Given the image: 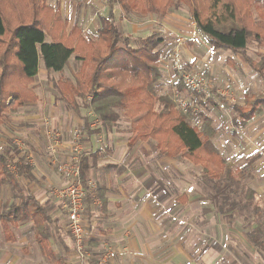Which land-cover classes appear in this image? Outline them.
Here are the masks:
<instances>
[{
    "label": "trees",
    "instance_id": "obj_1",
    "mask_svg": "<svg viewBox=\"0 0 264 264\" xmlns=\"http://www.w3.org/2000/svg\"><path fill=\"white\" fill-rule=\"evenodd\" d=\"M172 2L105 0L106 14L97 17L98 30L85 38L76 23L66 33L68 21L47 0H0V118L4 113H14L19 107L36 101L29 86L41 62L47 72L60 74L51 82L56 99L65 109L75 115H81L82 109L94 113L100 128L88 130L90 136L111 132L122 118L126 119L130 123L129 148L139 142H152L167 157L184 158L199 165L203 178L213 183L211 189L215 194L210 195L213 207L219 214L228 215L238 202L231 198L232 172L214 144L218 133L214 121L204 111L189 107V103L186 111L177 107L172 88L177 92L187 88L179 78L173 86L163 89L159 65L163 39L151 34L141 38L135 48L130 47L128 42L132 37L124 36L116 23L118 9L125 15H156L161 19ZM207 2L213 11L210 17H202L196 11L191 14L197 35L211 50H229L240 56L257 74L264 88V55L253 60L246 54L250 34L256 37L258 48L264 46V0ZM71 59L77 64L72 71L69 70ZM227 63L231 65L230 59ZM209 94L216 96L215 91ZM85 97H89L86 103L81 101ZM216 98L225 101L219 96ZM200 101L194 103L203 104ZM232 112L233 124L241 129L264 115V89L254 93L246 91L242 104L232 105ZM9 158H12L11 148H2V185L15 182L6 169ZM85 162L83 157L80 177L84 186L88 171ZM18 170L28 171V168L21 165ZM245 198L249 202L253 199L251 190L246 192ZM258 211L254 207L253 217L259 216ZM85 212L89 216L86 207ZM27 221H31L33 234L42 251L45 250V257L52 264H65L68 251L62 257H55L48 250L52 223L48 207L26 193L20 195L17 203L4 205L0 210V225L5 235H11L12 228ZM245 227L250 229L246 238L262 255L264 264V224L252 219Z\"/></svg>",
    "mask_w": 264,
    "mask_h": 264
},
{
    "label": "crops",
    "instance_id": "obj_2",
    "mask_svg": "<svg viewBox=\"0 0 264 264\" xmlns=\"http://www.w3.org/2000/svg\"><path fill=\"white\" fill-rule=\"evenodd\" d=\"M67 1L47 0V3L63 15ZM104 9L103 5L95 11L93 29L79 27L82 36L88 38L98 30L97 17L106 14ZM142 18L125 15L119 9L116 11V23L124 36L128 34L139 41L157 33L164 45L163 33L141 26ZM164 19L158 23L159 28L163 27L168 33ZM70 29L68 27L66 33ZM194 39L203 41L196 31L190 37L193 43L189 44L195 49L202 48ZM234 58L233 54H228L224 61ZM71 62L70 67L74 65L75 69L77 64L73 59ZM64 74L69 75L68 71ZM253 75L257 76L256 73ZM59 77L58 73L47 72L40 62L37 75L29 86L36 101L19 107L14 113H4L0 118V150L11 148L12 158L7 159L6 169L15 181L0 184L1 191L6 192L4 199L0 198V210L4 205L17 203L20 195L26 193L48 207L52 219L48 250L55 257H62L68 251L65 264H250L249 257L262 259L244 235L233 229L223 230L211 204L204 201L201 189L189 183L188 160L167 157L152 142H139L129 148L130 123L124 118L113 131L90 136L88 130H97L100 123L90 109H82L81 115H75L61 105L51 82ZM216 96L224 97L222 94ZM216 96L209 95L208 102ZM216 127L218 136L220 128ZM244 129L232 122L228 132L237 136ZM53 143H56V153L52 156L49 149ZM76 154H80L79 168L83 157L88 167L85 183L88 199L85 203L89 216L84 210L88 254L83 263L77 260L71 236H66V214L52 194L65 181L51 164L56 166L71 161ZM21 165L28 171H19ZM176 177L180 180L175 181ZM228 225L231 226L228 228L236 229ZM109 249L115 256L104 260ZM44 251L33 234L31 221L12 228L11 235H5L0 225V264H52Z\"/></svg>",
    "mask_w": 264,
    "mask_h": 264
},
{
    "label": "rangeland",
    "instance_id": "obj_3",
    "mask_svg": "<svg viewBox=\"0 0 264 264\" xmlns=\"http://www.w3.org/2000/svg\"><path fill=\"white\" fill-rule=\"evenodd\" d=\"M223 1L226 2V0ZM103 5L105 6V0H69L65 2V12H63L62 17L63 19L69 18V20L67 19L68 22L70 21L68 27H71V24L77 21L79 27L93 29L94 23L96 24L93 15L98 7L103 8ZM193 11H196L202 17H210L213 12L207 0H173L172 5L161 19L156 15H146L141 19V26L159 30L164 35V45L162 44L159 47L161 52L159 65L162 71L161 84L163 89L173 86L174 82L180 79L182 84L187 85V88H184L185 91L181 92H177L175 88H172L176 94L174 96L176 101L174 99V102L178 105L180 100H184L185 105L189 103V107H192L195 111H206L214 119L215 126L220 128L219 134L215 139L216 147H219L220 150H218L226 158L227 169L232 172L231 198L238 202L237 207L233 213L231 212L228 215L219 214L211 203L210 195L213 196L215 194L214 190L211 189L213 183L203 178L199 165L188 160L194 165L188 164L189 183L201 189L204 201L207 205L211 204L210 207H212L213 214L218 216L216 219L221 220V227L224 231L227 232L228 229H233V231H237V234L240 233L245 236L250 231V229L245 227L247 222L253 219L264 224V156H261L264 153V117L262 118L261 115L255 118L246 125L241 134L231 136L228 132L232 125L231 119L233 117L231 107L234 104H242L245 91H263L264 88L258 77L253 75L254 73L250 71L248 65L238 55H233L235 58L230 60L231 65H229L227 61H224L226 55H232L228 50H211L209 46H205L203 41L200 43L196 39L194 41H197L198 45L203 49L191 47L189 43L193 42L190 37L195 32V25L191 18ZM217 11L218 8L214 13ZM128 15L140 17L132 13ZM163 18H165L164 22L167 25L165 28H167L168 33L163 30V27L159 28L158 23ZM262 29L264 30V23L262 24ZM262 33L264 34V31ZM153 34L159 35L157 33ZM137 35L145 36L142 33H137ZM125 36L129 35L125 34ZM139 42L140 40L138 41L135 38L130 40L128 44L130 47L135 48L139 45ZM257 45L256 37L250 34L246 54L253 60H257L264 55V46L258 48L259 46ZM220 55L223 58L217 59ZM70 64L72 65L73 63L71 62ZM72 69H74V65L69 70L72 71ZM183 75H187L188 79L198 83L199 87L192 88L185 82ZM163 89L162 91L166 92ZM211 91L224 95L225 98L223 97V99L225 102L215 97L212 98V102H208L207 98ZM88 98L85 97L81 101L86 103ZM195 101H200L203 104L196 105ZM257 149L260 152L256 153L255 150ZM51 166L54 169L56 168L58 172L57 164L56 166L51 164ZM185 168L187 170V166ZM179 178L176 177L174 180L179 181ZM183 184H186V182H183ZM248 190L253 193V199L250 202L245 198ZM5 193L0 189V198L2 200L5 197ZM254 207L259 209V216L253 217ZM228 224L233 225L236 229L228 228L231 227ZM66 225L65 221V228ZM262 240L264 241L263 236ZM86 252L88 254V251ZM247 260L250 264H263L262 259L260 260L257 257H249Z\"/></svg>",
    "mask_w": 264,
    "mask_h": 264
},
{
    "label": "built area",
    "instance_id": "obj_4",
    "mask_svg": "<svg viewBox=\"0 0 264 264\" xmlns=\"http://www.w3.org/2000/svg\"><path fill=\"white\" fill-rule=\"evenodd\" d=\"M185 82L192 88L199 87V84L192 79H188L187 75H183ZM177 107L182 111H186V105L184 100L178 102ZM80 138L79 132L76 133ZM56 143L51 144L50 153L53 156L56 153ZM80 154H76V157L71 161H65L57 165L58 171L64 179V184L61 188L52 191L62 209L64 210L67 218L66 230L71 236L74 244V251L79 263H83L87 258L86 241L88 238V232L86 224L83 218L85 210V200L88 195L87 185L81 181L80 168L78 165V157ZM115 256L114 251L108 250L103 257L104 260L112 259Z\"/></svg>",
    "mask_w": 264,
    "mask_h": 264
}]
</instances>
